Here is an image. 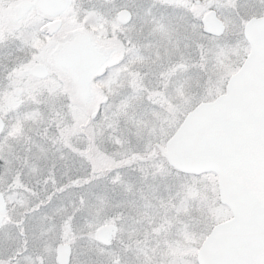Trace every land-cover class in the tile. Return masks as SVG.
Instances as JSON below:
<instances>
[{
	"label": "snow or ice",
	"instance_id": "6c2138e0",
	"mask_svg": "<svg viewBox=\"0 0 264 264\" xmlns=\"http://www.w3.org/2000/svg\"><path fill=\"white\" fill-rule=\"evenodd\" d=\"M0 264H264V0H0Z\"/></svg>",
	"mask_w": 264,
	"mask_h": 264
}]
</instances>
